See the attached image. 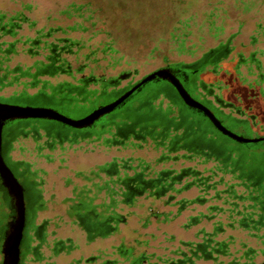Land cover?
I'll list each match as a JSON object with an SVG mask.
<instances>
[{"label":"rangeland","instance_id":"rangeland-1","mask_svg":"<svg viewBox=\"0 0 264 264\" xmlns=\"http://www.w3.org/2000/svg\"><path fill=\"white\" fill-rule=\"evenodd\" d=\"M5 41H15V53L1 63L7 71L0 70V100L19 103L12 96L55 93L65 84L80 85L79 79L85 77L88 90H101V82L111 80L105 90L117 92L167 65H196L200 97L246 121L251 130L222 118L223 124L247 137L264 135V0H0V44ZM218 50L216 61L201 62ZM42 64L54 69L38 73L35 85L26 84L31 77L24 71L31 67L35 72ZM159 82L164 81L144 85L126 105L139 107ZM111 99H88L76 108L40 97L31 103L53 104L62 114L78 119ZM179 101L174 97L171 102L159 92L152 104L162 110L172 105L171 115L177 116L174 104ZM187 111L203 119L199 112ZM14 122V130L10 121L4 126L6 155L17 163L20 178L34 182L37 192L27 204L28 249L23 248L21 264H62L56 243L65 240V195L77 199L82 208L83 201L92 197L94 209L102 212L106 206L101 204L120 198L116 192L124 190L125 178L137 173L156 178L162 172L179 175L174 186L181 190L160 199L144 190L137 193L134 205L119 203L108 209L123 214L124 221H110L106 244L111 248L95 251L102 257L95 264H130L141 253L143 264L264 260V223L256 222L264 221L261 183L257 186L253 177L241 174L237 162L239 153L244 157L247 150L264 153V141L238 143L209 126L228 144L227 158L174 145L172 138L185 130V123L169 128L165 136L158 127L143 138H124L117 134L115 123L101 134H87L89 129L55 120ZM48 126L54 128L47 130ZM57 128L63 134L58 135ZM3 193L0 190V235L12 212ZM171 193L173 200L168 198ZM151 209L163 215L158 218ZM246 216L249 219L242 222ZM67 234L80 240L75 232Z\"/></svg>","mask_w":264,"mask_h":264},{"label":"flooded vegetation","instance_id":"flooded-vegetation-1","mask_svg":"<svg viewBox=\"0 0 264 264\" xmlns=\"http://www.w3.org/2000/svg\"><path fill=\"white\" fill-rule=\"evenodd\" d=\"M54 68V65H52ZM165 67H168V69L181 81V83L184 85V87L187 89V91L190 93L192 97L197 99L198 101L204 103L206 106H208L213 113L220 119L222 122L223 119H227L230 123L233 125H236L242 129L251 130L250 125L246 122L243 121L240 118H236L232 115L225 114L223 111L216 109L212 106L211 102L206 99L202 98L199 95V90H198V83L196 81V75H191L187 70H185V66L183 65H167ZM164 81V82H159L156 84L155 90L151 92V95L148 97V99H145V101L141 102L139 105V108L142 106H145L146 109H139L136 113V116L132 120H126L123 121L122 124H117V134L121 135L124 138H128L129 136H137L140 138L144 137V134H151L156 128L161 127V134L164 136L169 133V128H171V131L173 129H177L180 127L183 123H186L185 130L179 134L175 133L174 137L175 139V145L180 144L181 146H191V148L195 149L196 151L200 152H205V153H211L215 152L217 154H222L226 150H228L226 142H223L219 137L216 132H218L220 135L221 134L208 120V118L202 113L199 112L198 110H194L187 106L180 96L178 95L175 87L168 82L166 79H157L154 81ZM128 89V88H127ZM126 89L120 90V92L117 94H121L123 91ZM192 90L193 94L190 92ZM138 92V91H137ZM161 92L166 98H168L171 102H174V97H177L180 101L179 104H174L175 107H177V116L171 115V111H173L172 105L168 106L166 110H162L161 107H155L152 104L153 99L155 98L156 94ZM35 97H40L41 99L47 101V102H59V103H64L65 97H57L55 93L47 94L44 92H39L35 94ZM150 98V99H149ZM130 100V98L128 99ZM128 100L126 101V105ZM46 104H32L30 103H25V104H30V105H35V106H45V107H52L54 108L50 103ZM24 104V103H22ZM121 105V106H123ZM120 106V107H121ZM126 108L131 111L137 110V108H133V106H127ZM187 108L194 110L196 112H199L202 116L203 119L196 117L195 115L189 113L187 111ZM55 109V108H54ZM128 117V116H127ZM51 120V119H48ZM144 120V123L139 125V121ZM208 124H207V123ZM223 123V122H222ZM63 124V123H62ZM65 125V124H64ZM209 126H211L216 132H211L209 130ZM93 127L89 126L86 127V129H89ZM54 126H48L46 129H53ZM15 128L12 127L10 130H14ZM58 129V128H57ZM76 129H83V128H76ZM58 132V135L63 134L59 129L56 130ZM88 133V132H86ZM4 129H3V136H2V149L1 153L4 158V160L7 162L9 167L12 169L18 180L23 186L24 189V196H25V205H26V225L24 229V234L21 242V259H20V264L22 262V257H23V248L28 249V240L25 235V230L27 226V221H28V211H27V204L29 201H33L34 198L37 196L36 189L34 187V182L32 180H25L24 178H20V174L17 171V163L12 162L8 159L6 155V149H8V143L5 141L4 137ZM225 136V135H223ZM227 137V136H225ZM229 138V137H227ZM205 149V150H204ZM264 154V153H263ZM230 154L227 153V158H229ZM239 168L241 170V174L247 173L249 177H253L255 179L254 183L255 184H260L262 183V179H264V166L259 163L255 162L254 160L250 159H245L243 158V155L239 157ZM132 188V186H131ZM0 190L2 193L5 195L6 202H8V206L12 208V200L11 197L8 193V190L3 186L2 181L0 179ZM10 218V216H9ZM86 219V216L84 217ZM246 219H249L247 216L242 218V222L246 221ZM83 221V220H82ZM258 224L264 223V221H261L260 219L256 221ZM97 228V227H96ZM3 238H4V231L0 235V242L2 246L3 243ZM203 250V249H202ZM0 252H1V247H0ZM186 259L180 260V263L186 264L185 263ZM179 263V264H180Z\"/></svg>","mask_w":264,"mask_h":264},{"label":"water","instance_id":"water-1","mask_svg":"<svg viewBox=\"0 0 264 264\" xmlns=\"http://www.w3.org/2000/svg\"><path fill=\"white\" fill-rule=\"evenodd\" d=\"M121 77L124 78L125 76L122 75ZM157 79H166L170 82L175 87L182 101L190 108L202 112L221 134L238 143L249 144L264 141V135L247 137L227 128L208 106L190 95L181 81L168 67L159 68L145 75L111 101L99 105L78 119L70 118L52 107L19 104L0 100V179L3 186L8 190L13 202L12 214L4 230V238L1 246L3 256L1 264H20L21 242L26 225V205L23 186L1 153L5 124L9 121L20 119H51L73 128H86L92 126L105 115L114 112L121 105L125 104L133 94L140 91L144 85ZM259 264H264V260Z\"/></svg>","mask_w":264,"mask_h":264},{"label":"trees","instance_id":"trees-1","mask_svg":"<svg viewBox=\"0 0 264 264\" xmlns=\"http://www.w3.org/2000/svg\"><path fill=\"white\" fill-rule=\"evenodd\" d=\"M4 44H6V45L3 46ZM34 44H35V42H32V45H34ZM14 45H15V41H10V42L5 41V42L0 44V70L7 71L1 67V63H2L3 59L9 60L10 55L15 53V46ZM219 52H220V50L216 51L213 54H209L207 56V58H203L201 62L203 63L206 59L209 62L216 61ZM30 68L31 67L27 68V70H25L23 73L24 75L31 77L30 82L26 83L28 85H35L36 77H37L38 73H45V72L47 73V72L51 71V69L52 70L54 69L51 64H42L38 67L37 71H35V72H30ZM184 68L191 75H196L197 71H199V69H200V67H198L196 65H192L189 67L185 66ZM11 72H14V71L12 70ZM1 78L3 79L4 76H1ZM16 78L17 77L15 76L13 79H16ZM88 81H89V78H87V77L80 78L79 79L80 85L74 87L72 85L65 84V88L64 89H57L55 94L65 96V105H67V103H68V105H70L71 108H76V107L81 106L82 103H84L88 99L94 100V101H96V100L98 101L99 99H103L106 97H110V98L112 97V99H114L117 96V94L120 92V91L116 92V91H106L105 90L106 85L111 84V80H108L106 82H104V81L101 82V88H102L101 90H96V89L88 90L87 89ZM129 87L130 86H128L124 89H127ZM155 87L156 86H154V89H155ZM12 97L14 98L15 102L24 103V104L30 103L31 100H34L36 98L35 94L30 95L27 92H22V94L18 97H16V96H12ZM178 105H182V104L178 103ZM135 108H137V107H135ZM139 109H146V107L145 106H142L140 108L138 107L137 110L135 109V111L134 110L131 111V110H128L126 108V105H123V106L117 108L111 114H107L104 117L100 118L98 121H96L93 124V127L89 128L88 133L101 134V133L105 132L106 128L111 123L112 124L113 123L122 124L123 121L132 120L135 118L136 113L138 111H140ZM106 116H109V117H106ZM14 123H15L14 121H10L9 124L12 125L14 128H16V126H14ZM142 123H144V120L139 121V125H141ZM96 127L98 128V130L94 129ZM185 127H186V123H185ZM175 139H176V137L173 136V138H172L173 142L172 143L174 145H175ZM229 139H231V138H229ZM227 147H228V144H227ZM191 149L195 150L193 148H191ZM229 150H226L222 154L224 156H227V153H229ZM240 154L241 153H239V157H240ZM239 157L237 158V162H239ZM243 158L250 159L252 161L254 160L255 162H259L264 166V154L263 153H258V152L254 153V152H251L250 150H247V152L245 153ZM184 174L185 173H183V175ZM180 179L181 178L179 177V175H176V176L171 175L170 176L169 172H162L160 174V176H158L156 178H149V179H145L144 177H142L141 173H137L133 178H125L124 179V185H125L124 190L123 191H117V192L115 191L120 198L117 199L116 197H114L113 199H111L109 204H101L100 205V207L106 206L105 208L107 210L105 209L102 212H97L96 210L91 209L94 206H92L90 202L83 201V204L85 206L83 209H84V211H86V212H84L85 216H86V221L88 223L94 225L97 228L107 229L108 228L107 223L110 222L111 220L116 221V222L124 221L123 214H121L120 212H117L116 210L109 213L108 209H110L111 207H116L117 204H119V203H125L127 205H134L135 201H136L137 193L144 192V190L145 191H151L152 193L150 194V197H152L153 199H160L169 191L179 192L181 190V188H175L174 185H175V183H179ZM133 181H135V185L132 184ZM256 185L257 186L261 185L260 190L262 193L259 195V197H261L260 204L264 208V185L262 183L260 185L259 184H256ZM131 186H132V188H131ZM110 191L111 190H109V192ZM168 198H170V200H173L175 198V194L171 193L168 196ZM253 199L255 200L256 197H254ZM177 203L180 204L181 201H179ZM151 211H152L153 215H156L158 218H160V216L163 215L162 213L160 214V212H158V210L151 209ZM11 214H12V212L10 213V216H11ZM214 249L216 250L217 248L215 247ZM143 258H144L143 253H141V255H139L138 258L133 260L130 264H143L142 263Z\"/></svg>","mask_w":264,"mask_h":264},{"label":"crops","instance_id":"crops-1","mask_svg":"<svg viewBox=\"0 0 264 264\" xmlns=\"http://www.w3.org/2000/svg\"><path fill=\"white\" fill-rule=\"evenodd\" d=\"M64 197L65 240H59L56 243L60 246L58 251L59 253H57L60 255L59 261H61L62 264H82V262L84 264H95L97 261L100 263L102 261V257L101 255H97L95 251H99V253H101L103 251L102 248H104V250L111 248L110 244H106V241H108L107 238L110 235L109 231L112 229L110 222L107 223V229L96 228L94 225L88 223L84 218V212L86 211H84V207H80L81 203L77 201V199H73L72 196L66 195ZM92 199V197H89V202H91ZM66 204H69V206L72 208V214L70 213L71 215L67 211ZM91 209L93 210L94 207ZM9 215L10 214H8V216ZM47 221L48 220L44 222V225L47 223ZM78 230L80 231V234L78 233ZM68 232H75V235H78V239L80 240H77L76 237L72 236L71 234H67ZM104 252L107 253L106 255H110V252ZM136 258H138V255L135 256L133 260ZM104 259H106L105 263L110 262L109 258L106 257ZM224 264L240 263L238 260H228V262H225Z\"/></svg>","mask_w":264,"mask_h":264}]
</instances>
